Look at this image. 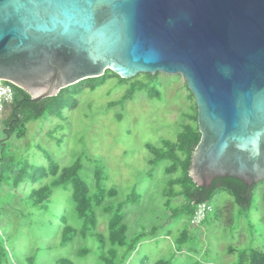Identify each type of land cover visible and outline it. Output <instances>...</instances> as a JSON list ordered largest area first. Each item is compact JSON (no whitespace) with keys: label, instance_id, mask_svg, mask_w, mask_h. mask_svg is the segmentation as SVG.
<instances>
[{"label":"water","instance_id":"1","mask_svg":"<svg viewBox=\"0 0 264 264\" xmlns=\"http://www.w3.org/2000/svg\"><path fill=\"white\" fill-rule=\"evenodd\" d=\"M107 70L184 78L198 186L264 180V0H0V82L39 101Z\"/></svg>","mask_w":264,"mask_h":264},{"label":"rangeland","instance_id":"2","mask_svg":"<svg viewBox=\"0 0 264 264\" xmlns=\"http://www.w3.org/2000/svg\"><path fill=\"white\" fill-rule=\"evenodd\" d=\"M141 82H120L114 77L97 89H85L74 109L29 122L23 138L13 134L6 139L0 123V159H10L0 162V247L12 258L5 261L6 256L0 255V264H24L26 257H35L36 264H55L62 258L75 264H103L98 259L100 244L92 237H77L67 247L60 246L62 216L68 224L81 227L70 188H53L48 208L43 211L29 199L30 194L50 186L54 177L50 175L35 185H11L12 175L6 167L16 170L26 162L49 172L52 161L61 168L81 161L80 176L90 187L91 196L96 194V169L103 170L104 188L118 193L95 209L97 232L106 239L111 214L105 213L104 207L117 206L135 189L142 202L127 209L125 222L128 241L141 242L130 264H139L142 259L154 264L172 256L175 264H235L244 249L254 246L264 250V181L245 212H240L233 197L223 192L212 201L218 217L212 212L201 228H191L185 215L169 220L164 195L169 188L168 163L162 162L152 171L154 156L147 145L160 148L164 141H176L183 126L189 124L196 100L181 75L161 73L154 82ZM180 203L174 201L170 208ZM184 229L192 239L180 246L176 241ZM106 245L111 248L110 243ZM230 247L236 250L232 255ZM84 249H88L87 255L80 254Z\"/></svg>","mask_w":264,"mask_h":264},{"label":"trees","instance_id":"3","mask_svg":"<svg viewBox=\"0 0 264 264\" xmlns=\"http://www.w3.org/2000/svg\"><path fill=\"white\" fill-rule=\"evenodd\" d=\"M146 74V75H145ZM138 74L129 79L136 80L138 83L142 79L157 80L161 73L155 75L147 73ZM144 76V77H142ZM118 78L120 82H127L128 79H122L117 74L107 70L105 74L99 78H92L83 80L75 85L69 86L59 92L57 96L45 98L39 101H33L31 95L25 90L9 83L3 82L4 85H11L14 89V99L10 103L4 113L0 116L1 124L4 126V131L7 135L6 139L13 134L17 138H23L26 134V125L31 121L39 120L40 118L52 117L61 115L64 111H70L78 105V96L85 89H97L112 78ZM142 83V82H141ZM143 87V86H141ZM153 91V90H152ZM159 94V92H156ZM132 94L124 96L122 101H127ZM194 97V96H193ZM192 97V98H193ZM194 99V98H193ZM195 100V99H194ZM189 124L183 126V130L178 135L176 141H164L163 146L158 148L156 146L147 145V148L154 156L150 163L153 166L152 171L162 162H167L166 175L169 177V188L165 191V205L168 206L169 220L177 218L179 215H185L189 220V225L193 229H199L206 224L210 214L202 222V224L193 226L191 220L197 210L198 205L208 203L215 207L212 203L213 199L223 193H229L235 205L240 209V212L249 210L252 206L253 197L257 191L258 184L247 185L243 181L227 177L219 178L213 181L210 187H200L190 177L189 172L191 168V160L193 153L200 142L201 134L198 127V109L194 101L192 105V112L188 116ZM5 139V140H6ZM4 140V141H5ZM10 159L4 157L0 162H8ZM11 161H13L11 159ZM26 162V161H24ZM10 170L12 177V186L18 188L21 185L28 184L35 185L47 179L50 175L54 177L50 186L44 185L38 189L32 190L30 198L41 206L43 211H46L50 199L53 195V188H70L72 190V200L75 204V215L81 222V227L76 228L67 222V218L62 216L60 222L63 225L61 229V247H67L77 237L87 239L92 237L99 242L98 259L103 264H130L133 254L137 250V245L140 240L132 242L128 241V228L126 225L127 209L131 206H139L142 202V196L134 189L128 197L120 202L117 206L104 207V212L111 214L109 222L108 239L97 232L98 219L96 208L104 205L107 197L117 196V190H106L103 182L105 180L103 170L97 167L95 172L96 177V194L90 195V187L81 178L80 171L82 169L81 161H76L73 165L61 168L60 165L52 161L49 172L42 166H34L26 162L14 170L12 167H6ZM182 201V204L174 209L170 208V204L174 201ZM156 231V230H155ZM192 236L189 230L184 229L177 238V244L183 246L191 241ZM106 242L110 243L111 248L108 249ZM233 247L229 248V254L235 253ZM88 249L81 250L80 254L87 255ZM121 252V253H120ZM0 255L6 256L5 261H10L12 258L8 257L7 251L0 247ZM35 257H26L24 264H36ZM148 259H142L139 264H146ZM55 264H75L70 259H58ZM154 264H175V256L168 259H159ZM235 264H264V250L251 246L248 249L241 251L239 259Z\"/></svg>","mask_w":264,"mask_h":264},{"label":"built area","instance_id":"4","mask_svg":"<svg viewBox=\"0 0 264 264\" xmlns=\"http://www.w3.org/2000/svg\"><path fill=\"white\" fill-rule=\"evenodd\" d=\"M2 83V82H0ZM14 99V89L11 85L0 84V115H2L6 107L12 103ZM212 211V207L207 203L198 205L197 210L191 220L193 226L202 224L207 214Z\"/></svg>","mask_w":264,"mask_h":264},{"label":"clouds","instance_id":"5","mask_svg":"<svg viewBox=\"0 0 264 264\" xmlns=\"http://www.w3.org/2000/svg\"><path fill=\"white\" fill-rule=\"evenodd\" d=\"M2 83H3V82H2ZM207 204H208V203H207ZM208 205H209V204H208ZM211 207H212V206H211ZM212 212H213V207H212V211H211V212H209L208 214H210V213H212ZM208 214H207V215H208ZM206 218H207V217H206ZM206 218H205V219H206Z\"/></svg>","mask_w":264,"mask_h":264}]
</instances>
